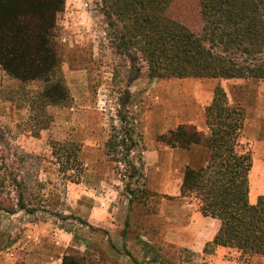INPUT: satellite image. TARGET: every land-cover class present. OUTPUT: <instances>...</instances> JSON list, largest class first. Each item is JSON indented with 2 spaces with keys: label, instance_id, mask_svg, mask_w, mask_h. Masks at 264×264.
Listing matches in <instances>:
<instances>
[{
  "label": "rangeland",
  "instance_id": "rangeland-1",
  "mask_svg": "<svg viewBox=\"0 0 264 264\" xmlns=\"http://www.w3.org/2000/svg\"><path fill=\"white\" fill-rule=\"evenodd\" d=\"M101 8V0H65L57 17L54 42L60 67L52 79L65 89L66 98L56 96L51 102L45 97L46 83L22 82L0 65V264H24L27 248L37 251V233L54 245L67 237L63 258L70 255L81 264H209L214 246L203 254L178 250L187 236L172 229L160 236L145 220L166 205L169 224L168 213L178 212V202L199 210L195 199L161 190L179 186L181 160L189 158L196 167L209 153L199 146L171 148L177 159L164 164L156 151H169L162 137L179 127L209 134L190 124L188 115L198 100H213L218 87L246 116L264 80L246 79L233 87L217 79H151L144 69L128 86L129 61L112 49ZM120 111L134 119L138 146L130 160L143 165L141 180L130 178L122 156L107 148L112 129L122 125ZM241 142L252 154L243 136ZM66 143L74 145L80 166L65 169L60 163L66 158L54 155V145ZM250 188L254 192L256 186ZM236 259L249 264L250 258L240 253Z\"/></svg>",
  "mask_w": 264,
  "mask_h": 264
},
{
  "label": "trees",
  "instance_id": "trees-1",
  "mask_svg": "<svg viewBox=\"0 0 264 264\" xmlns=\"http://www.w3.org/2000/svg\"><path fill=\"white\" fill-rule=\"evenodd\" d=\"M64 6L65 0H0V65L22 82L46 83L51 102L66 98L52 79L60 67L54 38ZM101 6L112 49L129 61L128 86L144 69L151 79L264 80V0H101ZM205 115L209 134L184 126L162 137L172 149L209 153L204 166L185 169L182 196L220 221L213 245L264 256V196L249 202L253 157L241 142L245 112L218 87ZM118 117L122 125L112 129L107 148L122 156L130 178L141 180L143 165L130 160L138 146L134 119L121 111ZM75 152L73 144L54 145L65 169L80 166ZM63 264L81 262L67 255Z\"/></svg>",
  "mask_w": 264,
  "mask_h": 264
},
{
  "label": "crops",
  "instance_id": "crops-1",
  "mask_svg": "<svg viewBox=\"0 0 264 264\" xmlns=\"http://www.w3.org/2000/svg\"><path fill=\"white\" fill-rule=\"evenodd\" d=\"M225 81L232 84L233 87L245 84V81L238 79ZM211 102V97L208 102H201L198 100L196 106L190 109L188 115L191 119L189 123L193 124L203 133H207L208 130L205 120V108L208 107ZM192 114H194V120H192ZM242 135L253 148V167L250 173V184H252V186L255 185L256 188L254 192L253 189L250 188L249 202L250 204L255 205L258 198L264 196V82L258 83L254 102L246 111ZM147 153L148 152H146V154ZM156 155L157 158L160 159V162H164V164H172L175 159H177L175 151L171 148H169V151L168 149H161L158 152L156 151ZM205 164L206 160L201 161L197 164L196 168L204 166ZM187 167H192L189 158L180 161V173L184 172ZM182 183L183 180L181 178L178 179L177 184H179V186H176L174 191H170L168 187L165 188L163 186L161 193L164 195L173 194L174 197L181 198ZM165 206L166 205H162L160 207L158 215L145 219L148 224L151 223V225H149L150 229L152 226H155L156 232L160 236L165 230L169 229H172L173 233L177 235L182 234L187 236L184 243H180L178 247H176L178 250L187 249L196 254H203L204 252L207 253L210 246H214L215 252L214 255H211V263L209 264H239L236 259V255L240 254L238 251L236 252L234 249L224 246L213 245L221 227L219 220L204 217L193 204L188 202H178L174 203V208H176L178 212L168 213L171 216V219L169 220V224L165 225L167 216L164 211ZM78 214L84 218H89L88 213L78 212ZM37 226L39 227V225ZM36 238L39 244L37 251L36 253H31L29 249L30 247H28L27 252L22 254L25 257L24 259H26L24 264H61L62 258L64 254H66L69 246L66 243L67 237H64L65 241H61V239L57 242V245H54L52 239H47L45 234L37 233ZM47 240L51 243H48ZM46 244H49V246ZM47 247L51 249H48ZM58 255H61V258H59ZM22 261L17 262L16 264H23ZM249 264H264V256L256 255L251 257L249 259Z\"/></svg>",
  "mask_w": 264,
  "mask_h": 264
}]
</instances>
